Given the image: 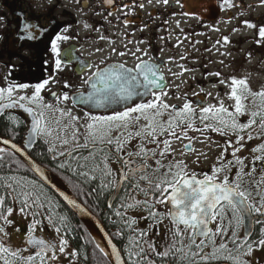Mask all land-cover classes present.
Instances as JSON below:
<instances>
[{"label": "snow or ice", "instance_id": "obj_1", "mask_svg": "<svg viewBox=\"0 0 264 264\" xmlns=\"http://www.w3.org/2000/svg\"><path fill=\"white\" fill-rule=\"evenodd\" d=\"M109 4L112 0H107ZM180 0H177L179 3ZM264 3V0H261ZM167 4L168 0H163ZM225 4H229V0H224ZM183 7V5H181ZM127 7V5H125ZM143 7V5H140ZM111 15V13H109ZM187 14V13H185ZM245 25L257 30L259 37L264 40V24L256 25L249 21H244ZM40 27L31 24L27 19L23 20L20 27L18 39L31 40L34 39L33 31ZM63 31H67L64 29ZM103 39V37H101ZM69 37L61 33H57L50 41V52L55 57V70H62V64L67 58L72 59L68 50L60 48L61 41H67ZM225 43L228 42L227 37L224 38ZM261 41L258 40L257 43ZM115 53L116 49H112ZM142 53V56H137ZM119 56H125V52H118ZM137 60L134 67H127L126 63L106 64L104 67L96 66L95 71H91L84 79V84L89 87L87 95L81 94L74 99L80 100L81 103L88 104L94 108H111L118 105L120 108H113L110 115H93L86 114L87 136L92 138L95 145L97 142L101 145L115 144V152L117 153V162L122 164L119 174L115 173L108 165L109 157L105 155L102 163L103 168L99 164L95 165L88 171H80L78 174L87 180H95L94 175L97 171L101 173L102 190L111 189L114 195H118L121 188H125L128 192L127 199L121 197V203L118 208L124 209V212L117 210L115 215L118 217H126L129 209L144 208L148 211V217L157 224H164L167 220L170 226L167 228V234L171 239L163 251L155 244H148L149 249L161 259L169 256L176 257L177 253L181 255L177 257L183 261L189 258L190 264H207L210 260H226L231 264H249L245 257H250L254 249H264V227H261V237L258 240L251 241L249 239L251 220L254 216L264 217V169L259 171L258 180H248L246 177H255L257 174V162L264 165V142L252 149L253 153H259L252 158L251 166L245 164L244 159L236 154L243 147L245 136L240 133L257 125L264 129V87L260 91H253L247 81V78L229 77L227 80L221 79L220 84L230 89L226 93V97L234 101V105L225 106L224 99H219L218 105L204 106L200 104L194 107L186 98L182 106L169 104L166 97L169 95L164 90L165 86H161L164 80L160 73V66L155 62L154 58L149 57L143 59L147 53L141 48H136L130 53ZM45 65L48 61L45 60ZM81 70H88L92 66L87 63L80 65ZM214 75L220 76V73ZM7 79V77H6ZM49 84V79L42 82L29 85L28 83L9 82L7 87H0V109L24 105L21 102L27 101L30 105H35L41 109L34 110L32 107L25 108V111L33 115V121L30 128V135L27 143L23 147L17 146L8 139H0V144L10 145L17 153L24 154V149L31 146L36 138H44L50 135L46 127L45 111L51 106L43 103L41 91ZM31 87L33 89L31 96L19 95L14 97L17 91H23ZM65 88L71 87L67 82ZM56 95V94H54ZM186 95V94H185ZM193 95H198L193 93ZM59 100L67 101L69 94L65 92L63 96H57ZM181 97H177L180 99ZM251 98L255 110H249L245 101ZM139 99L140 102H137ZM257 100L259 103L257 104ZM7 101V103H4ZM122 108V110H120ZM60 111V109H57ZM249 114L250 118L247 123H239L238 116ZM167 116L165 120L164 117ZM73 120L78 118L73 116ZM144 123L141 125L140 121ZM199 121L203 127H196ZM119 135L113 137V130H121ZM189 130L198 131L203 134L205 131L211 130L217 132L221 136L235 137V144L232 140L224 142V151L218 165H214L210 174L204 173L198 177L195 172L188 170L184 161L169 162L168 165L162 163L163 158L170 148V140L168 137L177 140L187 139L191 141L193 137L188 136ZM126 135V139H122ZM164 136V140L158 137ZM254 137L249 134L247 139ZM133 139H138L140 144L135 150L124 152L125 144L131 143ZM264 141V137H261ZM48 141L45 140V143ZM67 143V141H64ZM163 144L165 148L157 153L156 150L147 147L148 144H156L158 147ZM87 146V145H85ZM186 150H192L191 143L185 144ZM231 149L233 160H226V154ZM8 149L0 148V153H6ZM49 151H54L53 147H49ZM103 151V148H101ZM123 153V155H120ZM151 153V155H149ZM60 155H64L63 152ZM159 155L160 159H156ZM126 157V158H125ZM95 159V156H92ZM155 159V167L149 163ZM3 156L0 155V161ZM84 164H78V168H87L88 158H84ZM30 162V161H29ZM18 167L23 165L20 161H16ZM31 163V162H30ZM239 166V167H237ZM32 170L40 177L47 181L45 173L35 164L31 165ZM58 167H65L64 164ZM236 167L234 178L231 176L232 169ZM155 175V179L151 178L148 169ZM248 169L247 171L245 169ZM138 173H142L138 175ZM223 178L221 179V174ZM131 184V188L138 190L145 196L144 200H137L131 195L130 190L125 186ZM0 264H49L50 261L56 260V251L65 253L67 245L66 239L59 236L58 243L52 240H45L43 237L36 236L37 225L41 223L37 217L43 216L47 219L56 233H61V227L57 224H65L66 217L55 211L58 205L46 194L44 188L38 187L34 181H25L15 176H0ZM74 188L76 186H73ZM77 191H79L77 189ZM95 191V189L93 190ZM68 203L76 208L81 206L73 199H70L64 192L59 193ZM11 201V204L8 201ZM166 205L165 212H159L155 205ZM19 206L18 211L24 216H31L32 221L25 233L26 247L23 249L13 248L7 245L5 237L8 236L5 225H12L13 220L10 219L16 211L15 206ZM111 207V205H109ZM84 209L81 208V211ZM227 217L229 222L234 221L231 229V244L223 240L222 233L225 229L217 226L215 232L209 227L211 222L223 220ZM246 221L248 222L246 224ZM124 223L132 228L136 224V219L127 217ZM256 223H261L257 220ZM149 227H152L150 224ZM245 229V235L241 239L238 236V230ZM19 231V229H17ZM135 231V229H133ZM120 235V232L116 233ZM147 231H141L140 237H146ZM221 236L220 243H216L214 237ZM146 243V241H145ZM208 243L212 245V251L205 253L204 248ZM132 248H139L140 252H133L126 249L130 260L133 256H140L141 259H147L142 256L144 248L140 239L130 238ZM179 245V246H178ZM112 255L118 256L119 253L109 240ZM101 253L104 249L99 244L96 245ZM187 249L188 251H185ZM195 249V251H193ZM25 253H28L25 255ZM190 253V257H189ZM108 255V253H104ZM72 256L76 252L71 253ZM132 264H139L138 261L132 260Z\"/></svg>", "mask_w": 264, "mask_h": 264}, {"label": "flooded vegetation", "instance_id": "obj_2", "mask_svg": "<svg viewBox=\"0 0 264 264\" xmlns=\"http://www.w3.org/2000/svg\"><path fill=\"white\" fill-rule=\"evenodd\" d=\"M187 1L188 0H180L178 4L179 7L174 8L173 0H168L167 4L163 3V0H112L111 4H109L107 0H0V87H7L9 82L28 83L29 85H33L42 82L44 79H49V84L41 91V96L43 97V103L51 106L48 109H44L46 127L50 135L44 138H38L30 149L26 148V152L34 159L36 157V150L39 151V145L44 144L45 140H47L48 148H54V151H52L49 157L55 161L57 171L59 172L58 176L61 179L63 176L69 179L68 174L62 171L61 167H58L61 164L65 165L68 160H84V158L87 157L88 161H100L101 167L103 168L102 160L105 155L109 157L107 161L109 167L118 175L122 169V164L117 162L115 144L107 145L105 143L101 145L97 142L94 145L92 138L87 136L85 125L87 123L86 114L110 115L113 108H120V106L113 105L111 108H87L75 104L73 98L81 94L84 96L87 94L89 87L84 84V79L90 75L91 71L96 70L97 65L104 67L106 64L126 63L127 67H134L137 60L132 57L130 53L134 52L138 47L145 50L147 53L146 56H143V59L152 57L160 66V73L164 77L161 86H167L166 70L169 63L165 51L167 45L171 48L168 39L170 18L173 16V13L208 21L221 19L229 20L233 17L230 10L223 9L221 3L224 4V0H199L200 2L209 1V3H212L213 10L202 9L197 11V13L195 12L196 14H190L186 9L185 3H187ZM125 5H127V7H125ZM140 5H143V7H140ZM181 5H183V7ZM109 13H111V15ZM25 19L31 24H36L40 27L33 31V35L35 36L34 39L21 41L18 39V36L20 34L21 23ZM64 29H67V31H63ZM57 33L69 37L67 41H61L59 43L60 48L62 50H68L72 56L70 61L65 58L62 64V70L60 71L55 70V57L50 52V41ZM101 37H103V39ZM159 40L160 44L158 43ZM112 49H116V52L114 53ZM118 52H125L126 55L119 56L117 54ZM142 55V53H137V56ZM45 60L48 61L47 65L44 63ZM82 63H87L92 67L82 71L80 67ZM210 81L214 82L215 79ZM65 82L71 87L65 88ZM165 89L166 87L164 90ZM32 91L33 89L29 87L23 91L15 92L13 96H31ZM65 92L69 94V99L67 101L59 100L57 96L62 97ZM137 102H140L139 99H137ZM205 102L206 97H201L200 104L204 105ZM4 103H7V101H4ZM21 103L24 105L23 107L17 105L0 109V138L8 139L12 141V143L23 147V144L26 143L25 138L30 121L33 120V115L25 111V108L32 107L36 111L41 109L37 108L35 105L28 104L27 101ZM193 103H197V99L194 100ZM57 109H60V111H57ZM120 110H122V108ZM73 116L78 119L73 120ZM245 117L247 121L243 122L244 119H242L239 120V123H247L250 116L248 115ZM143 123L144 121L141 120L140 124L142 125ZM258 123L259 118H257V125H253L252 128L245 131L246 135L251 134L254 138L248 141L245 139L243 141V147L241 148L246 151V153H244V162L249 167L251 166L253 156L259 154L253 153L252 149L264 142L261 139V137H264V129L259 128ZM122 131L124 130H113L111 135L115 137ZM210 134L211 136L213 135L211 130ZM73 136L75 137L72 140ZM126 138V135L122 137V139ZM163 139L164 138H160L161 141ZM229 139L230 138L223 136L224 141H219L220 149L218 147L214 149L213 141L208 139V144H204V149L201 151H203L202 155L211 153L212 156H209L210 158L208 159L203 157L201 162L200 160L196 161L193 167H189V164L186 163L188 170L197 173L198 177L202 176L204 173L210 174L213 166L222 162L218 160V157H221L224 151V142ZM231 140L233 144H235L236 141L234 136L231 137ZM64 141H67V143H64ZM178 141L180 142V155H191L197 150L193 139L189 141L187 139L177 140L172 137L170 138V142L173 144L175 142L178 143ZM203 142H206V140ZM189 143H191L192 150H186L184 148V145ZM139 144L140 141L138 139H133L131 143L125 144L124 152L135 150ZM147 147L156 150L157 153L165 148L162 143L159 147L156 144H148ZM206 147L211 150H206ZM101 148H103V151H101ZM61 152H63L64 155H60ZM93 155L95 159H92ZM120 155H123V153H120ZM149 155H151V153H149ZM177 158L173 157L168 149L162 163L168 165L169 162L183 161V159ZM156 159H160L159 155H157ZM225 159L233 160L234 163L231 149L228 150ZM34 160H36V158ZM149 163L153 168L156 166L155 159L150 160ZM256 167L258 169L256 176L246 177V179H259V171L264 169V165L257 162ZM91 168L93 167L87 166V168L81 170L88 171ZM245 170L247 171L248 169L246 168ZM235 171L236 167L232 169L231 176L233 178L235 176ZM148 173L151 178L155 179V175L152 174L151 168L148 169ZM140 174L142 173H138V175ZM94 175L100 176L101 183V173L97 171ZM220 178H223V173ZM125 187L130 190L131 195L137 200L145 199L143 193L131 188V184H127ZM105 192L108 193L106 200L107 205L112 190L107 189ZM127 196L128 192L125 191V188H121L110 209L113 207L115 213L117 210L123 213L124 209L118 208V205L121 203V197L127 199ZM167 207L166 205H155V208L159 212H165ZM15 212H19L17 207ZM15 217L16 213H14L10 219L17 224ZM127 217L136 219V224L133 225L132 228H129L124 223V219ZM108 218L111 220L114 219L110 215H108ZM118 218L120 221H123L122 225L125 226L122 231L118 230V232L121 233L118 238H120L119 240L123 247H125L127 242L122 236H126L127 233H129L133 239L141 240L144 248L142 256L147 257V259H141L140 256H133V258H137L141 261L139 262L140 264L142 262V264H190L189 258H185L183 261L177 258L181 255L180 253H177L176 257L169 256L166 259H161L149 249V243L155 244L161 251L171 243V239L167 234V228L170 226L167 220L164 224L155 223L148 217V211L144 208L129 209L126 217ZM253 218L254 229L249 236L251 241L258 240L261 237V233L259 234L258 232V234H255V228L264 227V217L256 215ZM37 219H39L41 223L34 234L43 237L45 240H52L58 243L59 238L56 239V232L53 237L45 233L48 228L45 227L41 217H37ZM257 220L261 221V223H256ZM0 224H3V222L0 221ZM29 224L30 222L27 224L26 232L28 231ZM150 224L152 227H149ZM233 224L234 221L230 223L229 219L225 217L223 220L211 222L209 227L213 232H215L217 226L225 229V232L221 234L223 240L228 243L229 247H234V245L231 244V229ZM10 226L12 225H5V229L9 231ZM133 229H135V231H133ZM141 231H147L148 235L141 238ZM25 233L22 237V241H24L23 248L27 246L25 243ZM238 236L241 239L244 237L243 229L238 230ZM214 238L217 244L220 243L221 236H216ZM132 251L138 253L140 249L136 248V250ZM185 251L188 250L185 249ZM193 251H195V249H193ZM211 251L212 245L208 243L207 247L204 248V252L208 253ZM65 253L70 255L75 262L76 258L71 255L72 252L65 251ZM55 254L57 258L63 253H59L57 250ZM245 259L249 261V264H252L254 258L251 255L250 257H245ZM129 264L132 263L129 262ZM207 264H231V262L221 259L210 260Z\"/></svg>", "mask_w": 264, "mask_h": 264}, {"label": "rangeland", "instance_id": "obj_3", "mask_svg": "<svg viewBox=\"0 0 264 264\" xmlns=\"http://www.w3.org/2000/svg\"><path fill=\"white\" fill-rule=\"evenodd\" d=\"M173 3L174 8L179 7L177 0H173ZM221 4L223 9L232 12L233 17L231 19L208 21L177 13H173L170 18L168 41H170L171 48L167 45L165 51L169 63L166 70L167 86L165 89L169 93L166 97L167 103L182 106L186 98L194 107H198L193 101L200 100L201 97H206L204 106L218 105L219 99L222 98L225 106L230 107L234 105V101L225 95L230 89L220 84L219 81L221 79L227 80L232 76L236 78L246 77L253 91H260L264 87V40L259 37L257 30L248 28L244 23V21H249L256 25L264 24V3L261 0H229V4ZM225 37H227V43L224 41ZM258 40L261 42L257 43ZM158 43L160 44V40ZM215 73H220V76L214 75ZM212 79L215 81L211 82ZM193 93L198 95H193ZM177 97L181 98L177 99ZM245 103L249 110H255L251 98ZM248 115L245 113L238 116V122ZM164 119L166 120L167 116ZM199 126L200 128L203 127L197 121L196 127L199 128ZM211 132L213 133L212 136L210 130L203 134L200 132L199 136L198 131L189 130L188 136L194 138L193 141L197 147V150L191 155H180L179 141L174 144L170 142L169 151L173 157L183 159L185 163L189 164V167H193L196 161L200 160L201 162L203 157L208 159L209 156H212L211 153L202 155L203 151H201L204 149V144H208V139L213 141L214 149L217 147L220 149L219 141H224L223 136L217 132ZM240 134L245 136L246 141H248L245 132ZM160 138L165 139L164 136L158 137L159 140ZM170 138L168 137L169 140ZM227 138L231 139V137ZM204 140L206 142H203ZM208 147L206 150L210 151L211 149ZM244 153H246L245 149H241L237 156L244 159ZM247 158L249 159L248 156ZM14 213H16L17 224L13 222L10 230H6L8 236L4 239L7 245L23 249L22 237L26 232L27 224L32 221V217L21 215L20 212ZM40 217L42 219V216ZM45 223L46 226H49L45 233L53 237L55 231L47 222ZM58 236L59 234L56 233V239L59 238ZM65 251L72 252L68 246H66ZM252 256L254 258L252 264H264V249H254ZM49 264L76 263L70 255L63 253L56 260L50 261Z\"/></svg>", "mask_w": 264, "mask_h": 264}, {"label": "trees", "instance_id": "obj_4", "mask_svg": "<svg viewBox=\"0 0 264 264\" xmlns=\"http://www.w3.org/2000/svg\"><path fill=\"white\" fill-rule=\"evenodd\" d=\"M38 150L39 151L36 150V157L34 156L36 158V161L39 164L46 166L47 169L54 175H59L55 161L49 157L51 156L52 151H49L47 143L40 144ZM0 155L3 156V160L0 161V176H15L18 179L22 178L25 181H34L38 187L42 186L46 194L58 205L55 211L67 218L65 224H57V226L61 227V233H59V235H62L66 239L67 246L70 247L71 251L76 252L75 257L73 256L74 258H76V264H110V262L94 244L92 238L90 237L87 229L85 228L79 217L59 199V197L53 192V190H51L40 180H38V178H36L35 175L27 168L26 164L23 163L22 160L14 154L6 152L0 153ZM16 161H20L23 166L18 167ZM84 163L85 160L81 159L68 160V162H66L65 164V167L61 168V170L65 171L68 174L69 179H66L63 176L62 180L68 183L72 195H74L91 212H93L100 219L109 233H111L114 242L119 247L121 253L124 256L126 264H129V262L132 263V260L141 262L139 261V259L133 257L130 260L127 252L125 251L126 249H128L129 251L136 250V248H132L130 245V238L132 237L129 235V233H127L126 236H122V238L126 240L127 244H125V247L121 245V241L119 240L120 238H118L119 235H117L116 233L118 232V230L122 231L125 226L122 225L123 221H120L118 216L115 215L114 208L112 207L110 209L107 207L106 200L108 197V193H106L105 190H102L100 187V176L97 175V178L95 180L89 181L85 177L78 174L80 171H82L78 168V164ZM97 164H99L101 167V162L98 160L87 161V166L94 167ZM73 186L76 187L74 188ZM77 189L79 191H77ZM94 189L95 191H93ZM0 192H3L2 187H0ZM8 203L11 204V201L9 200ZM15 207L19 208L18 205ZM108 215L112 216V218L114 219H109ZM42 220L44 221L45 227H49L46 226L45 223H48L47 219L42 216ZM52 229L54 230L53 227ZM260 229L261 227H256L255 234H258V232L260 234Z\"/></svg>", "mask_w": 264, "mask_h": 264}, {"label": "water", "instance_id": "obj_5", "mask_svg": "<svg viewBox=\"0 0 264 264\" xmlns=\"http://www.w3.org/2000/svg\"><path fill=\"white\" fill-rule=\"evenodd\" d=\"M191 1V2H190ZM186 5V9L189 11L190 14H194L195 12L197 13V11L199 10H202V9H206V10H213V6H212V3H209V1H203V2H200L199 0H188L187 3H185ZM187 11V12H188ZM192 12V13H191ZM195 13V14H196ZM90 89L88 88V91ZM87 95V94H86ZM85 95V96H86ZM76 97H79V96H76ZM74 99V98H73ZM74 103L77 104V105H82L84 107H87V108H92L90 107L88 104H85V103H81L80 100L78 99H74ZM198 105H200V101L198 102ZM32 121L30 122V126H29V130L31 128V125H32ZM28 130V134H27V138L28 136L30 135V131ZM2 139V138H0ZM37 141V138L35 139V142ZM34 142V143H35ZM26 143H27V139H26ZM31 144L30 147L33 146V144ZM13 153H15L17 156H19L23 161L24 163L27 165V167L36 175V177L43 183L45 184L46 186H48L51 190H53V192L60 198V200L72 211L74 212L78 217L79 219L81 220V222L88 228V224H91L93 225L96 230L98 231V233L100 234L102 240L104 241L108 251H109V254H110V257H109V260L111 262V264H126L125 263V260H124V257L122 255V253L120 252L118 246L115 244V242L113 241V239L111 238L110 234L108 233V231L104 228L102 222L100 221V219L94 214L92 213L83 203H81L75 196H73L72 194H70L67 190H64V189H61L60 187H58L50 178V176H52L50 173L47 172V170L41 166L40 164H38L36 161H34L29 155L28 153L26 152V150L24 149V154L21 155V153H17L15 152L14 149H12L10 147V145H6ZM18 146V145H17ZM20 147V146H19ZM28 147V148H30ZM31 163H30V162ZM32 164H35L36 166H38L46 175L47 177V181L43 180L40 175H38L35 171L32 170V167L31 165ZM60 192H64L66 195L69 196L70 199H73L75 200L80 206L82 209H84L83 211H81V208H76L72 205H70L68 203V201H66L59 193ZM117 197V195H114L113 192L112 194L110 195L109 199H108V204H107V207L110 208L109 205L112 206V203L113 201L115 200V198ZM248 222L246 221V224ZM253 228H254V218H252L251 220V227L248 229V231L250 232V235L252 234L253 232ZM243 233L245 235V229H243ZM109 240L111 241L112 245H114L117 249V252L119 253L118 256H114L112 255V251H111V247L109 246Z\"/></svg>", "mask_w": 264, "mask_h": 264}, {"label": "bare ground", "instance_id": "obj_6", "mask_svg": "<svg viewBox=\"0 0 264 264\" xmlns=\"http://www.w3.org/2000/svg\"><path fill=\"white\" fill-rule=\"evenodd\" d=\"M214 103V102H213ZM229 110L232 111L233 109L231 107H229ZM246 117H244V120L243 122H246ZM0 148H6L8 149V147L4 144H0ZM51 180L58 186L60 187L61 189H64L66 190L67 188L65 187V185H63L57 178H55L54 176H50ZM88 229L90 231V233L92 234V236L94 237L95 241L97 244L100 245L101 248L104 249V253H108V255H106L108 258L110 257V254H109V251L104 243V241L102 240L100 234L98 233V231L96 230V228L91 225V224H88Z\"/></svg>", "mask_w": 264, "mask_h": 264}]
</instances>
